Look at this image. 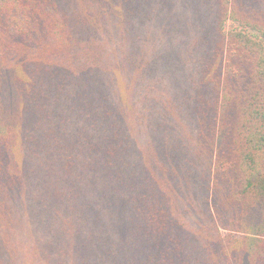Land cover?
<instances>
[{
  "label": "trees",
  "instance_id": "16d2710c",
  "mask_svg": "<svg viewBox=\"0 0 264 264\" xmlns=\"http://www.w3.org/2000/svg\"><path fill=\"white\" fill-rule=\"evenodd\" d=\"M37 214L47 264H264V0H0V264Z\"/></svg>",
  "mask_w": 264,
  "mask_h": 264
},
{
  "label": "rangeland",
  "instance_id": "374dc122",
  "mask_svg": "<svg viewBox=\"0 0 264 264\" xmlns=\"http://www.w3.org/2000/svg\"><path fill=\"white\" fill-rule=\"evenodd\" d=\"M227 27H230V25L227 24ZM121 81L126 82V79L123 78ZM163 84H165V82H163ZM175 128H178V125ZM37 190L39 191L40 189ZM26 217L27 216H25V218ZM34 218L31 219L23 228L22 232L19 233L21 252L18 253L21 255V258L17 261V264H47V259L42 257V254L47 256L48 235L47 223L45 222L47 220L39 216V214L34 215Z\"/></svg>",
  "mask_w": 264,
  "mask_h": 264
}]
</instances>
